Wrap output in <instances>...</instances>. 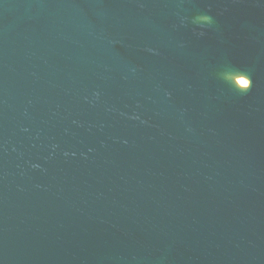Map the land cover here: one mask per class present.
<instances>
[{
  "label": "water",
  "instance_id": "obj_1",
  "mask_svg": "<svg viewBox=\"0 0 264 264\" xmlns=\"http://www.w3.org/2000/svg\"><path fill=\"white\" fill-rule=\"evenodd\" d=\"M0 264H264V0H0Z\"/></svg>",
  "mask_w": 264,
  "mask_h": 264
},
{
  "label": "rangeland",
  "instance_id": "obj_2",
  "mask_svg": "<svg viewBox=\"0 0 264 264\" xmlns=\"http://www.w3.org/2000/svg\"><path fill=\"white\" fill-rule=\"evenodd\" d=\"M239 83H240L241 85H248L247 82H246L245 80H243V79H242V80H239Z\"/></svg>",
  "mask_w": 264,
  "mask_h": 264
},
{
  "label": "clouds",
  "instance_id": "obj_3",
  "mask_svg": "<svg viewBox=\"0 0 264 264\" xmlns=\"http://www.w3.org/2000/svg\"><path fill=\"white\" fill-rule=\"evenodd\" d=\"M243 75H244V74H243ZM246 76H247V75H246ZM247 77H248L249 80H251V78H250L249 76H247ZM250 88H251V87H250ZM250 88H249V89H250ZM249 89H246V90H249Z\"/></svg>",
  "mask_w": 264,
  "mask_h": 264
}]
</instances>
